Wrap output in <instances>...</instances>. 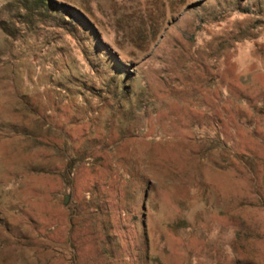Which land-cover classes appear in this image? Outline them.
I'll return each instance as SVG.
<instances>
[{"label": "rangeland", "instance_id": "1", "mask_svg": "<svg viewBox=\"0 0 264 264\" xmlns=\"http://www.w3.org/2000/svg\"><path fill=\"white\" fill-rule=\"evenodd\" d=\"M0 0V264H264V0Z\"/></svg>", "mask_w": 264, "mask_h": 264}, {"label": "trees", "instance_id": "2", "mask_svg": "<svg viewBox=\"0 0 264 264\" xmlns=\"http://www.w3.org/2000/svg\"><path fill=\"white\" fill-rule=\"evenodd\" d=\"M39 6H47V1L46 0H37Z\"/></svg>", "mask_w": 264, "mask_h": 264}]
</instances>
